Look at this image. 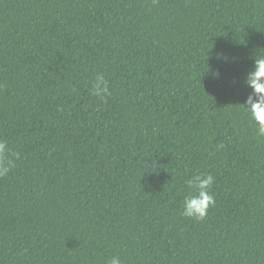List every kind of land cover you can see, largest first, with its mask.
Wrapping results in <instances>:
<instances>
[{
    "label": "trees",
    "instance_id": "obj_1",
    "mask_svg": "<svg viewBox=\"0 0 264 264\" xmlns=\"http://www.w3.org/2000/svg\"><path fill=\"white\" fill-rule=\"evenodd\" d=\"M261 53L264 0H0V139L19 153L0 264H264V138L241 104ZM198 173L203 221L181 215Z\"/></svg>",
    "mask_w": 264,
    "mask_h": 264
},
{
    "label": "clouds",
    "instance_id": "obj_2",
    "mask_svg": "<svg viewBox=\"0 0 264 264\" xmlns=\"http://www.w3.org/2000/svg\"><path fill=\"white\" fill-rule=\"evenodd\" d=\"M244 85L250 90L241 103L247 112L253 126L255 135L264 138V53L257 54L253 58V65L247 71ZM89 94L104 101L112 93L109 90V82L103 74H98L90 81ZM217 147L223 148V145ZM19 153L13 152L5 139H0V177H5L14 167L15 159ZM214 176L210 173H198L186 180L187 193L184 195L181 205V215L195 221H203L208 209L215 205V197L211 189ZM106 264H123L119 255L110 257Z\"/></svg>",
    "mask_w": 264,
    "mask_h": 264
}]
</instances>
